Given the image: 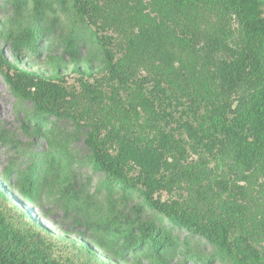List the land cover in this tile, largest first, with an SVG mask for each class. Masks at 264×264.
Here are the masks:
<instances>
[{
	"label": "trees",
	"instance_id": "1",
	"mask_svg": "<svg viewBox=\"0 0 264 264\" xmlns=\"http://www.w3.org/2000/svg\"><path fill=\"white\" fill-rule=\"evenodd\" d=\"M4 2L36 14L57 6L73 20L58 41L33 28L12 29L8 39L19 63L61 51L80 91L61 71L21 69L0 50V74L16 97L34 103L35 125L48 116L85 124L93 167L110 191L138 195L230 264H264V197L255 201L239 185L264 180V0ZM36 134L45 136L42 126ZM0 144H8L1 132ZM32 187L30 180L25 192ZM2 197L0 264H96L76 244L19 227ZM75 199L69 186L60 203L80 224L76 217L88 213ZM87 225L109 236L124 260H162L178 248L150 225L137 233L96 219Z\"/></svg>",
	"mask_w": 264,
	"mask_h": 264
},
{
	"label": "rangeland",
	"instance_id": "2",
	"mask_svg": "<svg viewBox=\"0 0 264 264\" xmlns=\"http://www.w3.org/2000/svg\"><path fill=\"white\" fill-rule=\"evenodd\" d=\"M72 25L70 14L57 6H46L36 14L32 8L16 11L0 0V50L5 58L21 69L47 77L61 71L65 83L80 91L79 76L61 51L44 52L38 59L27 58L19 63L8 39L12 29L33 28L43 34L53 33V41H58L65 38ZM37 113L34 103L16 97L0 74V132L8 143L0 144V193L8 204L11 219L19 227L29 229L48 243L59 237L69 243V249L76 244L96 264H230L202 238L160 218L138 195L118 189L110 191L108 178L93 167L92 153L86 144L89 128L85 124H77L68 117L48 116V122L39 124L45 136H39V125L34 120ZM12 144L18 148L13 149ZM56 163L61 166L58 177L52 174ZM30 180L32 191L26 193L24 186ZM239 185L255 201L264 197V180L258 177ZM69 186L75 200L88 213L85 222L76 217L80 224L73 221L72 210L60 203L61 194ZM95 219L126 232L137 233L142 225L153 226L160 234L168 233L178 245L177 251L162 260H124L109 236L87 225Z\"/></svg>",
	"mask_w": 264,
	"mask_h": 264
}]
</instances>
